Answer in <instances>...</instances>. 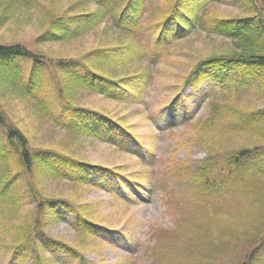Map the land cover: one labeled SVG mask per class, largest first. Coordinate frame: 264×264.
I'll list each match as a JSON object with an SVG mask.
<instances>
[{"label":"trees","instance_id":"obj_1","mask_svg":"<svg viewBox=\"0 0 264 264\" xmlns=\"http://www.w3.org/2000/svg\"><path fill=\"white\" fill-rule=\"evenodd\" d=\"M66 1L65 7L58 9L57 0L48 6L43 0H11L0 12V24L7 23V19L16 14L40 10L44 20L35 39L37 45L76 40L106 22H111L118 30V39L79 58L56 59L31 51L23 42L0 41V93L10 91L23 100H34L36 111L43 119L71 135L92 137L125 148L123 144L130 140L137 142L131 134L132 127L128 126L130 116L118 114L116 119L117 115L111 116L109 111L90 109L80 104L81 94L91 92L114 102L137 104L150 80L161 72L160 51L173 48V44L178 46L198 31L229 38L232 44L227 49L211 51L205 56L187 53V59L180 62L181 67H176L173 76L182 83L192 87L213 83L231 97L228 102L214 105L207 120L194 126L197 138L193 141L210 151L208 158L198 163L196 172H191L189 167L183 172L179 169L180 176L176 178L183 181L190 176L202 203L209 205L207 221L214 225H221L213 219L222 215L220 203L231 200L238 188L243 189L240 198L253 207L245 214L246 218H250V212L258 213L264 199L260 193V188L264 187L260 183V178L264 179V159L257 163L260 157L264 158V146L247 144L222 160L216 157V151L234 150L232 141L208 145L207 136L210 137L212 128L223 123L231 136L245 132L259 134L263 129L264 109L238 107L235 98L253 89L264 92V0H238L245 8L246 15L242 17L206 15L208 3L223 0H155L158 15L152 21H149L150 0ZM25 64L30 66L26 73ZM177 79L174 81L180 82ZM48 84L51 90L47 99L43 92ZM176 93L178 100L163 105L161 116L166 117V121L168 118L189 121L188 109L181 102L183 93L178 89ZM5 114V104L0 98V214L15 218L25 201L35 202L19 225L11 222V229L17 233L11 245H7L12 253L10 262L25 260L34 254L33 264H49L46 252L57 254L64 250L73 264H85L78 248L53 238L45 227L49 217L70 214L75 217L81 236H92L93 229L99 228H90L95 212L91 207H71L65 199L46 195L41 187L43 180L51 176L87 185L106 184L108 175L118 177L117 169L91 165L66 150L35 148L23 130L8 123ZM129 153L145 157L138 149ZM21 179L26 181V186L18 192L16 187ZM204 205L202 213L206 210ZM4 229H8L7 223ZM158 231L161 233H157L156 238L160 240L173 234L164 228ZM236 233V230L230 236L226 232L219 233L213 239L218 240V251L223 252L225 244L230 245ZM204 234L208 240V233ZM225 236L230 240H225ZM254 255L250 253L243 261L233 264H250Z\"/></svg>","mask_w":264,"mask_h":264},{"label":"rangeland","instance_id":"obj_2","mask_svg":"<svg viewBox=\"0 0 264 264\" xmlns=\"http://www.w3.org/2000/svg\"><path fill=\"white\" fill-rule=\"evenodd\" d=\"M9 1H0V12L8 6ZM52 1L55 0H43V3L48 6ZM66 3V0H57L55 7L63 8ZM150 4L149 21H152L158 15V2L150 0ZM241 5L238 0L210 2L206 7V15L242 17L246 13ZM43 20L40 10L37 13L11 16L7 23L0 24V41L23 42L31 51L56 59L79 58L95 48L111 45L119 36L112 23L106 22L76 40L37 45L35 39L40 34ZM231 44L229 38L198 31L178 46L173 44V48L160 51L161 72L150 80L141 102L134 105L114 102L91 92L81 94L80 104L90 109L109 111L111 116L117 115L114 116L116 119L118 114L130 116L128 126L132 127L131 134L137 138V142L130 140L123 144L125 148L92 137L71 135L43 119L36 111L34 100H23L10 91L9 94L0 93L8 123L23 130L32 140L33 147L66 150L91 165L114 171L117 169L119 173L118 177L108 175L106 184L96 182L98 184L87 185L70 178L51 176L43 180L41 187L46 195L65 199L71 207L88 206L94 210L95 217L93 222H89L90 228H99L93 229L95 232L91 233L92 236H81L75 225V217L70 214H62L60 218L49 217L45 227L53 238L78 248L85 264H233L243 261L250 253H255L250 264H264V199L263 204H259L258 213L250 212V218H246L245 214L253 207L240 198L243 189L238 188L231 200L220 203L222 215L212 218L221 225H214L207 221L209 205L202 203L201 195L194 189L190 176L183 181L176 178L180 176L179 169L183 172L189 167L191 172H196L198 163L210 155V151L193 141L197 138L194 126L207 120L214 105L231 99L230 95L213 83L199 87L182 83L173 76L176 67H181L180 62L187 59V53L205 56L211 51H223ZM29 68V64L24 65L25 73ZM175 79L180 82H175ZM175 89L183 93L181 102L188 109L189 121L180 118H168L166 121V117L161 116L163 105L178 100ZM50 90L48 84L43 92L47 99L50 98ZM235 101L238 107L263 110L264 92L256 89L244 91V95L236 97ZM228 130V126L223 123L212 128L210 137L207 136L208 145L217 141H232L234 150H215L216 157L222 160L247 144L252 147L264 146V126L259 134L245 132L231 136ZM134 149H138L145 157L131 155L129 152ZM263 159L260 157L257 164ZM182 182L189 187H185ZM260 183L264 185V179L261 181L260 178ZM25 186L26 181L21 179L16 190L22 192ZM260 189L264 197V187ZM202 204L206 207L203 213L200 212L203 210ZM34 205V201H25V206L15 218L0 214V264L34 263V254L25 260L10 262L12 253L7 248L17 233L11 229V222L19 225L23 215ZM6 223L8 229H4ZM162 228L173 234L164 240L157 239L156 234L161 233L158 229ZM235 230L237 236H234L230 245L226 243L225 250L218 251V240L213 239L221 232L230 236ZM205 232L208 233V240ZM45 256L49 264L74 263L64 250L57 254L48 251Z\"/></svg>","mask_w":264,"mask_h":264}]
</instances>
